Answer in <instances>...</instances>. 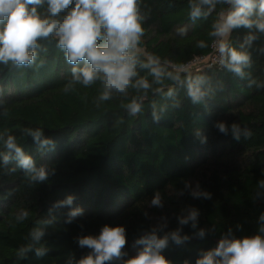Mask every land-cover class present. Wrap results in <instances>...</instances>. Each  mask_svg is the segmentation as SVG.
Returning a JSON list of instances; mask_svg holds the SVG:
<instances>
[{"label": "trees", "instance_id": "obj_1", "mask_svg": "<svg viewBox=\"0 0 264 264\" xmlns=\"http://www.w3.org/2000/svg\"><path fill=\"white\" fill-rule=\"evenodd\" d=\"M192 2L140 0L139 58H158L179 76V82L165 76L157 84L150 69L138 66L136 78L151 84L146 93L130 87L99 101L100 82H73V65L57 38L38 40L29 65L0 63V154L13 136L49 173L45 181H33L17 161L5 166L0 155V264H79L91 253L79 238L99 236L104 226H122L126 234L121 256L105 264H126L144 248L136 241L153 231L158 238L177 230L187 237L176 244L169 235L161 254L170 264H196L223 238L264 237V34L240 27L227 37L231 47L250 55L243 78L223 65L183 69L211 54L213 25L230 9L218 3L208 16L193 19ZM37 11L49 16L46 3ZM249 35L257 37L250 44ZM196 76L206 77L207 95L193 104L186 81ZM139 97L142 110L130 115L124 105ZM28 129H40L53 144L40 150ZM157 194L160 205L154 206ZM69 196L71 205L55 207ZM74 208L82 213L68 222ZM192 209L196 227L181 225ZM23 212L27 217L18 219ZM37 230L43 232L39 241L33 238ZM24 247L30 250L20 257Z\"/></svg>", "mask_w": 264, "mask_h": 264}, {"label": "clouds", "instance_id": "obj_2", "mask_svg": "<svg viewBox=\"0 0 264 264\" xmlns=\"http://www.w3.org/2000/svg\"><path fill=\"white\" fill-rule=\"evenodd\" d=\"M48 6L47 18H42L37 9L44 4ZM218 3L230 5L226 13H221L214 23L212 36L217 37V48L220 54V64L241 78L244 69L251 64L250 55L238 51L227 43V37L236 28L255 29L264 34V0H194L191 3L193 19L208 16ZM61 13L65 15L61 16ZM140 0H0V63L7 65L10 61L15 65H29L35 61L37 41L49 37L58 39V47L63 50L68 63L73 65V82L89 87L100 82L102 91L99 101L112 99L113 93L127 94L132 87L137 90H147L151 84L145 78H136L137 67L150 69L154 82L162 83L163 78L178 81L179 76L168 72L160 65L158 58L148 57L147 62L139 58V45L144 29L141 21ZM257 37L249 35L245 43H251ZM200 47H204L201 42ZM243 47V46H242ZM83 63L81 67L80 64ZM204 76L190 77L186 81L187 95L193 104H198L207 95ZM65 92L69 88L64 89ZM169 96L172 95L170 90ZM143 97L133 98L124 105L130 115L135 116L142 110ZM155 109V105H153ZM153 117L159 120L156 112ZM221 132L227 128L223 123L217 125ZM233 132L239 139V130L233 125ZM28 134L38 144L40 150L46 149L53 141L43 137L40 129L27 130ZM8 150L2 155L7 166L12 160L30 175L31 180L43 182L49 173L43 168H37L35 160L17 146L15 138L8 136L5 141ZM264 186V182H262ZM193 195H203L210 198L209 193L196 192ZM73 197L59 201L55 207L71 205ZM160 205L157 194L152 202ZM82 213V209L74 208L68 213V222ZM28 215L23 212L18 219ZM198 212L192 209L187 217L180 219L181 225L192 222L196 227ZM260 220L264 221V215ZM264 232V227L260 229ZM204 235L203 230L198 233ZM42 231H35L33 238L39 241ZM176 244L187 237H181L179 230L169 234ZM169 235L158 238L153 231L136 241L144 245L142 251L129 259L126 264H170L161 254L168 245ZM79 245L91 249V253L79 261V264H105L113 258L121 256V250L126 244L125 228L122 226H104L99 236H84L79 238ZM30 247L21 248L18 252L23 257ZM43 249H36V254L42 255ZM196 264H264V237L255 235L250 238H223L218 246L208 251L196 261Z\"/></svg>", "mask_w": 264, "mask_h": 264}, {"label": "built area", "instance_id": "obj_3", "mask_svg": "<svg viewBox=\"0 0 264 264\" xmlns=\"http://www.w3.org/2000/svg\"><path fill=\"white\" fill-rule=\"evenodd\" d=\"M217 40L218 38H216L212 45H211V54L208 57H201V58H197L195 59L191 64H188L186 66L183 67V69H187L189 67H193L196 64H208L210 66H221L220 64V54L218 52V48H217Z\"/></svg>", "mask_w": 264, "mask_h": 264}, {"label": "rangeland", "instance_id": "obj_4", "mask_svg": "<svg viewBox=\"0 0 264 264\" xmlns=\"http://www.w3.org/2000/svg\"><path fill=\"white\" fill-rule=\"evenodd\" d=\"M202 64H196L195 66H193V67H199V66H201Z\"/></svg>", "mask_w": 264, "mask_h": 264}]
</instances>
